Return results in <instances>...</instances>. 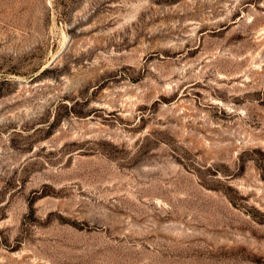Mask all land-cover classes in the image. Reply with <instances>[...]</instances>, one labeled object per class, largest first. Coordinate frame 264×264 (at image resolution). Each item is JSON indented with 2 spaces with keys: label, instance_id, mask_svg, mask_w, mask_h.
I'll list each match as a JSON object with an SVG mask.
<instances>
[{
  "label": "rangeland",
  "instance_id": "rangeland-1",
  "mask_svg": "<svg viewBox=\"0 0 264 264\" xmlns=\"http://www.w3.org/2000/svg\"><path fill=\"white\" fill-rule=\"evenodd\" d=\"M0 264H264V0H0Z\"/></svg>",
  "mask_w": 264,
  "mask_h": 264
}]
</instances>
